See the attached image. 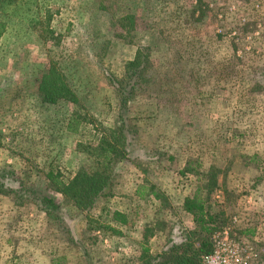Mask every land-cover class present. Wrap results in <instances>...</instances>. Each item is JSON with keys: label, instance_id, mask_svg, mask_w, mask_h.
Returning <instances> with one entry per match:
<instances>
[{"label": "rangeland", "instance_id": "obj_1", "mask_svg": "<svg viewBox=\"0 0 264 264\" xmlns=\"http://www.w3.org/2000/svg\"><path fill=\"white\" fill-rule=\"evenodd\" d=\"M0 22V264H144L194 227L182 203L196 187L218 215L214 251L264 264V0H0ZM50 61L71 90L52 105L38 93ZM104 137L124 158L78 207L46 174L97 169Z\"/></svg>", "mask_w": 264, "mask_h": 264}, {"label": "trees", "instance_id": "obj_2", "mask_svg": "<svg viewBox=\"0 0 264 264\" xmlns=\"http://www.w3.org/2000/svg\"><path fill=\"white\" fill-rule=\"evenodd\" d=\"M1 2L3 6H13L17 3V0H1ZM121 19L125 20L127 18L123 17ZM5 26V23L0 22V37L6 30ZM141 57V50L137 49L133 59L126 63L123 77L118 81L119 85L116 90L119 94L120 109H125L128 102L134 97L135 88L144 70L140 66ZM38 93L40 101L48 105L56 104L71 95V90L66 84L63 73L53 61L49 62L48 67L38 81ZM107 142L108 140L104 137L98 142L97 146L91 148L93 150L91 153L94 154V158L98 162L97 169L90 172L80 171L68 183L58 180V176L53 171H48L46 174V177L54 184L56 190L72 198L71 200L78 207L88 208L98 197L104 194L112 181L113 175H115V165L124 158L125 154L115 147V143ZM95 149H98L99 152L98 150L95 151ZM116 159L118 160L115 161ZM214 186L215 182L212 183V186L207 185V192H212ZM139 188L141 186L136 190V194ZM7 190L15 192L11 188ZM153 194L155 197H161L155 192ZM141 195L142 193H140ZM36 203L48 215H51L58 208L55 198L50 195H42L36 200ZM182 208L192 216L194 227L184 231L182 243L172 245L169 250H165L160 254L151 255L148 253V248H144L146 259L144 264H203L204 258L214 252L215 247L211 237L217 229L216 219L218 215L210 213L205 208L198 187L184 198ZM111 221L115 223L116 227L129 222L127 214L121 211H114ZM115 226L108 225L107 228L114 233H119Z\"/></svg>", "mask_w": 264, "mask_h": 264}, {"label": "built area", "instance_id": "obj_3", "mask_svg": "<svg viewBox=\"0 0 264 264\" xmlns=\"http://www.w3.org/2000/svg\"><path fill=\"white\" fill-rule=\"evenodd\" d=\"M216 247L217 245L214 244ZM248 258V257H247ZM253 259V258H252ZM249 260L248 262L250 263ZM205 264H247V262L243 261V259L235 252L234 254L230 252V254H226L223 251H214L212 254L207 255L204 258ZM252 264V263H250Z\"/></svg>", "mask_w": 264, "mask_h": 264}]
</instances>
